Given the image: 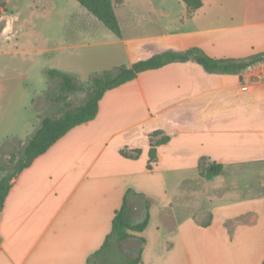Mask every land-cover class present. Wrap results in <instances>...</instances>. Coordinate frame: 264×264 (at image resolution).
Masks as SVG:
<instances>
[{"label":"crops","instance_id":"0c3cea01","mask_svg":"<svg viewBox=\"0 0 264 264\" xmlns=\"http://www.w3.org/2000/svg\"><path fill=\"white\" fill-rule=\"evenodd\" d=\"M40 1L1 0L0 43L16 36L22 7L35 11ZM112 5L120 36L111 32L109 53L92 72L131 66L166 49L198 47L232 59L264 51V0H202L191 14L183 0ZM82 7L65 19L63 37L70 44L63 49L81 46L76 40L83 35L100 36L103 24ZM25 78L0 66V143H26L45 116L35 102L46 97L53 79L45 90L27 93L20 84ZM26 112L34 120L30 129ZM163 137L148 169L151 142ZM137 149L135 158L120 153ZM210 163L223 170L206 179L199 172ZM127 189L150 200L146 227L130 231L145 240L138 264H263L264 61L238 73L175 61L107 90L92 120L70 129L12 179L0 210V264H113L135 257L139 243L131 238L115 246L112 258L88 261L110 232ZM142 214L141 200L129 194L127 218L138 221ZM125 243L129 256L119 249Z\"/></svg>","mask_w":264,"mask_h":264},{"label":"trees","instance_id":"16d2710c","mask_svg":"<svg viewBox=\"0 0 264 264\" xmlns=\"http://www.w3.org/2000/svg\"><path fill=\"white\" fill-rule=\"evenodd\" d=\"M77 1L107 29L115 35L120 36V26L114 12L112 0ZM183 1L186 4L189 14L202 4V0ZM187 60H194L200 64L206 72L238 73L259 60L264 61V51L251 55L245 59H232L211 57L198 47H190L181 51L166 49L152 54L147 58L136 60L131 66L119 65L113 70L94 72L90 75L87 86H84V84L79 82L73 74L58 69H48L46 72L47 75L50 78L57 79V87L59 91L57 98H63L65 94L82 89L83 87H87L86 97L81 104L66 109L58 115L43 116L38 127L34 130L17 154L10 152L9 157L6 159L1 158L0 156V171L4 172V175L0 177V210L10 189L12 179L70 129L92 120L97 114L98 103L107 90L113 89L134 79L136 75L142 71L159 68L170 62H184ZM11 139H16L20 142L17 138L5 139L0 143V154L6 149ZM167 139L168 137H163L154 144L151 142L147 163L148 169L152 167L151 163L155 160L154 145L163 143ZM135 151V155H128L124 150H120V153L135 158L138 156L140 150L137 149ZM222 170V164L210 163L200 169L199 173L204 178L209 179L212 175L221 173ZM129 194L135 195L136 198L141 200L143 214L138 221H130L127 218ZM149 207L150 200L148 198L139 194H134L131 189H127L122 206L115 212L112 219L110 232L106 235L101 247L88 258V261L93 257H102L106 259L109 255H114L116 252L115 246H117V244L123 243L131 238H136L139 243L136 256L133 258L121 257L116 263L138 264L141 255L140 245L143 244L145 240L141 236L132 235L130 231L141 232L144 230L149 220Z\"/></svg>","mask_w":264,"mask_h":264},{"label":"rangeland","instance_id":"374dc122","mask_svg":"<svg viewBox=\"0 0 264 264\" xmlns=\"http://www.w3.org/2000/svg\"><path fill=\"white\" fill-rule=\"evenodd\" d=\"M83 10L84 8L77 0H42L37 3V10L35 11L29 9L26 5L23 6L21 9L22 20L14 25V30L17 31L16 36L0 43V54H4L0 55V66L3 63L8 65L11 73L17 80H19V75L24 74L26 78L20 80V84L24 88H27V93L32 88H35L37 91L46 89L47 84L51 81V78L45 72V69L48 68L70 69L76 73V79L84 84V86H87L90 75L94 73L92 72L93 67H101L99 56L109 53L110 45L107 42L112 33L105 26L101 25L99 37L83 35L76 40L81 46L74 50L63 49V46L66 48L70 44L63 37L62 31L67 15L84 12ZM8 14L9 12L6 13V15ZM6 17L8 18V16ZM25 20L30 24H23ZM2 26L3 23H0V30ZM96 40L101 41V45L90 47L84 45ZM33 46L49 48V51H25ZM39 68H42V71ZM113 69L107 68V70ZM52 79L48 90L45 92L46 97L43 100L42 98H38L35 102V108L38 111L41 110L40 115H58L64 110L73 108L84 101L87 87L65 94L63 98H57L59 94L57 79ZM29 115L30 113L26 112L27 122L25 126L27 129H30L34 121H30ZM28 137L25 136L23 140L28 139ZM24 144L25 142L21 143L16 139H11L6 149L0 154L1 158H8L10 152L17 154ZM119 249L124 253L126 252V255H130L128 251L130 243L119 245ZM108 258H112V255H109ZM112 262L113 264H117L113 260ZM97 264L104 263L98 262Z\"/></svg>","mask_w":264,"mask_h":264},{"label":"built area","instance_id":"2783aa9c","mask_svg":"<svg viewBox=\"0 0 264 264\" xmlns=\"http://www.w3.org/2000/svg\"><path fill=\"white\" fill-rule=\"evenodd\" d=\"M249 77H250V76H249ZM247 79H248V78H247ZM249 80H251V78H250ZM241 89H243V90L248 89V81H244V82L242 83V85H241Z\"/></svg>","mask_w":264,"mask_h":264}]
</instances>
